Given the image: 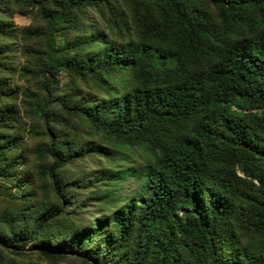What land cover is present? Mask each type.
Wrapping results in <instances>:
<instances>
[{
	"label": "trees",
	"instance_id": "trees-1",
	"mask_svg": "<svg viewBox=\"0 0 264 264\" xmlns=\"http://www.w3.org/2000/svg\"><path fill=\"white\" fill-rule=\"evenodd\" d=\"M0 177V264H264V0H0Z\"/></svg>",
	"mask_w": 264,
	"mask_h": 264
},
{
	"label": "rangeland",
	"instance_id": "rangeland-1",
	"mask_svg": "<svg viewBox=\"0 0 264 264\" xmlns=\"http://www.w3.org/2000/svg\"><path fill=\"white\" fill-rule=\"evenodd\" d=\"M90 15L92 16V18H97L96 14L93 11L90 12ZM11 20L17 26H29L33 23V17L31 15L23 13L22 11H19V10L14 11V13L12 14ZM57 41L59 44H62L64 43V38L60 34H57ZM56 77L59 80V84H58V87L56 88V92L58 94L65 92L68 89V83L70 80V76L66 72H60L59 74L56 75ZM27 122L28 124L26 128V136H27L28 143L31 144L32 142H35L37 140L38 135H36L35 132H30L31 126L34 124L33 121L28 119ZM0 180H2V182L4 183H9L10 186H15L16 184V182L11 178H1L0 177ZM127 186L135 189L138 186V184L130 180L129 182H127ZM15 191L18 193L17 189H14V192ZM7 255H10V254L7 253ZM32 259L34 261L39 262L40 264H81L80 262L72 258L54 261L52 259H48L43 256H40L39 254H33Z\"/></svg>",
	"mask_w": 264,
	"mask_h": 264
}]
</instances>
